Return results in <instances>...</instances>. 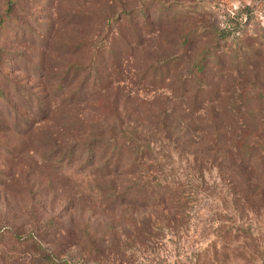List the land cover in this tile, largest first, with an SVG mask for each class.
I'll list each match as a JSON object with an SVG mask.
<instances>
[{"label":"rangeland","instance_id":"rangeland-1","mask_svg":"<svg viewBox=\"0 0 264 264\" xmlns=\"http://www.w3.org/2000/svg\"><path fill=\"white\" fill-rule=\"evenodd\" d=\"M0 264H264V0H0Z\"/></svg>","mask_w":264,"mask_h":264},{"label":"trees","instance_id":"trees-1","mask_svg":"<svg viewBox=\"0 0 264 264\" xmlns=\"http://www.w3.org/2000/svg\"><path fill=\"white\" fill-rule=\"evenodd\" d=\"M200 69V68H199Z\"/></svg>","mask_w":264,"mask_h":264}]
</instances>
